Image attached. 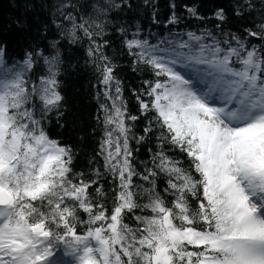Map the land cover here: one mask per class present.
I'll list each match as a JSON object with an SVG mask.
<instances>
[{
  "label": "snow or ice",
  "instance_id": "1",
  "mask_svg": "<svg viewBox=\"0 0 264 264\" xmlns=\"http://www.w3.org/2000/svg\"><path fill=\"white\" fill-rule=\"evenodd\" d=\"M141 3L160 24L157 0ZM138 6L56 5V28L69 43L87 39L110 102L100 104L99 167L76 170L74 147L49 133L53 116L63 127L59 41L15 63L0 42V264H264V0H229L211 15L201 0H169L166 28L212 26L168 28L155 43L139 24H113L110 13ZM109 26L132 71L152 76L132 93L136 115L104 53ZM153 138L138 161L132 142Z\"/></svg>",
  "mask_w": 264,
  "mask_h": 264
},
{
  "label": "trees",
  "instance_id": "2",
  "mask_svg": "<svg viewBox=\"0 0 264 264\" xmlns=\"http://www.w3.org/2000/svg\"><path fill=\"white\" fill-rule=\"evenodd\" d=\"M60 2L61 0H0V42L7 46L6 58H11V63H15L21 60L30 45L39 44L44 47L51 42L59 41L58 47L63 63L58 79L61 82V93L65 98L64 116L60 117L63 127L56 123V118L53 116L48 129L53 138L74 147V151L77 152L74 163L76 170L80 171L99 167L103 163L101 157L95 156L103 136L104 113L100 109V104L110 102L104 99V86L100 83V73L95 63L88 55L90 45L87 39L69 43L56 28L54 22L57 18L56 5ZM74 2L88 5L87 10L91 13V6L102 3L103 0H74ZM132 2L139 6L123 12L110 13L113 24L127 23L133 28L139 24L143 29V35L152 43L168 37V28H172V34L175 35L195 31L199 27L212 26L206 22L201 25L198 21L185 18L179 25L175 27L169 25L166 28L164 23L169 14V0H157L161 23L154 25L151 23V9H145L141 0H132ZM201 2L200 12L211 15L216 5H224L227 8L229 0H201ZM231 27H236L235 21ZM108 32L109 35L105 38L110 43L104 49V53L116 65L115 75L124 87L129 111L136 115L138 105L132 93L141 89L144 79H152L151 73L150 71L133 72L132 58L126 54L127 50L119 33L113 32L111 26ZM145 123L146 121L141 120L133 129L138 136L143 135ZM132 144L133 147L140 148V151L134 153L137 160H147L150 156L148 148H155V138L151 144L140 146L134 141ZM158 183L162 184V182Z\"/></svg>",
  "mask_w": 264,
  "mask_h": 264
}]
</instances>
